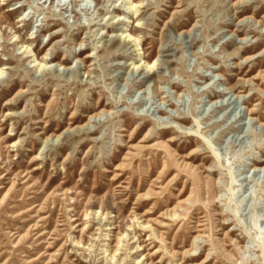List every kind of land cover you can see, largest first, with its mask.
Segmentation results:
<instances>
[{
    "label": "rangeland",
    "instance_id": "rangeland-1",
    "mask_svg": "<svg viewBox=\"0 0 264 264\" xmlns=\"http://www.w3.org/2000/svg\"><path fill=\"white\" fill-rule=\"evenodd\" d=\"M127 1L0 0V264H264V0Z\"/></svg>",
    "mask_w": 264,
    "mask_h": 264
},
{
    "label": "bare ground",
    "instance_id": "bare-ground-1",
    "mask_svg": "<svg viewBox=\"0 0 264 264\" xmlns=\"http://www.w3.org/2000/svg\"><path fill=\"white\" fill-rule=\"evenodd\" d=\"M132 3H133V1L132 0H128L127 2H126V4H128V6H127V8L129 9L130 8V6L132 5ZM135 4L136 5H139L140 3H138V2H134V6H135ZM21 6H18L17 8H13V9H18V8H20ZM85 8V7H84ZM88 9L89 8H85L84 10H86V11H88ZM114 10V7H113V9H112V11ZM86 13V12H85ZM122 13H127V12H124V10H122ZM118 16V15H117ZM117 16H115V17H117ZM114 17V18H115ZM20 19H22V17L20 18ZM119 19V18H118ZM117 19V20H118ZM29 20H30V18H29ZM190 31V30H189ZM58 32V29H56V30H54L53 31V33H57ZM125 36H127V37H131V35L130 34H126ZM124 36V37H125ZM124 37H122V41H127V42H129V40L128 39H126L125 40V38ZM241 39H244V38H241ZM132 40V39H131ZM134 46H138V44L136 43V44H134ZM84 57H90V55L89 54H87L86 53V55H84ZM253 58V55H246L244 58H243V60H245V61H249V60H251ZM36 59H33V61H35ZM41 60L42 61H38L37 62V65H39V66H44V65H46V64H49V63H51L52 61H47V58H41ZM81 61V60H80ZM154 61L155 60H153L152 62H148V63H146L144 66L145 67H152L153 66V63H154ZM144 63V62H143ZM62 64L61 63H57V66H61ZM137 67V66H136ZM68 69V68H67ZM1 71L2 70H0V73H1ZM87 71H84V73H86ZM87 75H88V73H87ZM218 75V74H217ZM217 77V76H216ZM208 80V79H207ZM210 80H208V81H206V82H209ZM238 93H235V96L238 98L239 96H238V94H241V93H239L240 91H237ZM224 95H226L225 93H223L222 95H219V97H215V99H213V101L212 102H214V103H216V101L218 100V98H221V99H224ZM222 105V104H221ZM224 105V104H223ZM229 106V105H228ZM253 111H254V109H252V108H250V109H248V110H246V114H248V115H251L252 113H253ZM102 114H103V112H101ZM105 113H108V110L107 111H105ZM99 116H100V112L99 113H96V114H93L92 116H89V118H88V120L84 123V124H82L81 126H77V129H83L84 127L86 128V126L87 125H89L90 124V122H94L93 120H91V118L92 117H94V118H97L98 119V121L100 120L99 119ZM231 117V116H230ZM260 124L264 127V122H260ZM65 131H67L68 132V130L67 129H65ZM59 135L60 134H57V135H53V136H51L50 138H45L44 139V143H48L50 140H52V143L55 141V140H57L58 138H59ZM143 141V140H142ZM193 152H191L189 155H191ZM188 157H190V156H188ZM261 161H264V158H260L259 160H253V162H252V164L251 165H253L254 167H253V170H255V169H262L261 168V165L259 164ZM181 163H184L185 164V162H184V160H181L180 161ZM257 166H260L259 168H257ZM207 170V169H206ZM209 170V169H208ZM175 208L176 207H172L171 208V210L169 211V212H166L165 214L166 215H173L174 214V212H175ZM144 225H146V223L144 224ZM143 225V226H144ZM125 235V234H124ZM126 236H127V234H126ZM200 237L199 236H197V235H195L193 238H192V240H191V243H190V248H188L189 250H188V254H190V255H193V253L191 252L192 251V247H193V244H194V241H196L197 239H199ZM74 242L75 243H78L79 244V242L78 241H76V240H74ZM138 249H141L140 248V246H136ZM117 249V248H116ZM116 249H114L113 250V252H112V254L109 256V258H108V260L107 261H110L114 256V252L116 251Z\"/></svg>",
    "mask_w": 264,
    "mask_h": 264
}]
</instances>
